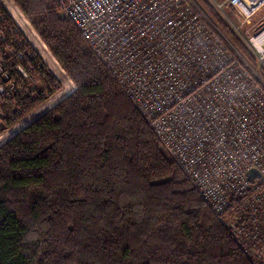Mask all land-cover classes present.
I'll return each instance as SVG.
<instances>
[{
    "label": "trees",
    "instance_id": "trees-1",
    "mask_svg": "<svg viewBox=\"0 0 264 264\" xmlns=\"http://www.w3.org/2000/svg\"><path fill=\"white\" fill-rule=\"evenodd\" d=\"M196 1L255 67L215 7ZM14 2L75 88L0 144V264H257L55 1ZM31 62L43 87L0 104V133L60 88L37 53Z\"/></svg>",
    "mask_w": 264,
    "mask_h": 264
},
{
    "label": "built area",
    "instance_id": "built-area-1",
    "mask_svg": "<svg viewBox=\"0 0 264 264\" xmlns=\"http://www.w3.org/2000/svg\"><path fill=\"white\" fill-rule=\"evenodd\" d=\"M54 1L210 209L242 246H253L264 187L258 69L192 0ZM10 7L0 0V104L22 92L36 57ZM214 7L264 71V20L250 29L264 0H215ZM250 168L260 176L247 178ZM238 234L252 239L243 245Z\"/></svg>",
    "mask_w": 264,
    "mask_h": 264
},
{
    "label": "rangeland",
    "instance_id": "rangeland-1",
    "mask_svg": "<svg viewBox=\"0 0 264 264\" xmlns=\"http://www.w3.org/2000/svg\"><path fill=\"white\" fill-rule=\"evenodd\" d=\"M208 1L211 3L212 6H214L215 0H208ZM218 1H220V0H218ZM6 4L9 7L11 5L13 7L14 11L16 12L17 16H18L17 22L20 24L21 27L19 25H17L16 22L15 23L19 27V29L22 30L21 32L23 33V35L26 39V41H24L25 47H27L28 49H31L28 46H30V45L34 46L33 47L34 51L36 50L35 52L47 64L49 70L57 78V80L60 84V88L56 93H54L52 96L48 97L46 101L41 103L38 107H36L34 110H32L26 116H24L21 120H19L17 123H15L12 127L2 131L0 133V144H2L4 141H6L9 137H11L16 132H18L20 129H22L25 125L30 123L37 116L42 114L44 111H46L47 109L52 107L55 103H57L59 100L64 98L67 94H69L73 90V88H75V84L66 75L65 71L63 70V68L61 67L59 62L52 55V53L49 50V48L47 47V45L41 39V37L36 32V30L34 29V27L31 24V22L27 19V17L24 15V13L15 4L14 0H6ZM197 4H198V2H197ZM2 8H4V7H2ZM20 12L22 13V15L20 14ZM59 14L62 16V14L60 12H59ZM25 19L27 20V22L25 21ZM260 20H264V7H262L258 12H256L254 14V16L251 18L250 29H252L254 26H256L257 22H259ZM24 37H23V39H24ZM22 44H23V42H22ZM254 66H255L254 67L255 69H259L255 60H254ZM21 85L24 87L25 90L28 88V89H30V91H36V90L43 87V76L38 72V70H35L30 75H29V73H27V77L22 80ZM2 124L3 123H1V121H0V127L2 126ZM260 192L263 195L261 196L260 201L258 202L259 203L258 211L260 212V214L258 215L255 226H254V230H255V232L253 233L254 245L253 246L251 245V247L249 245H247V246H248V248H250L249 250L252 252V255L254 256L256 263L257 264H264V187L261 188ZM235 213H236L235 211L231 212V215L229 217V219L232 222H236L237 217H234V216H237V215ZM245 226L247 228H249V224H246ZM237 237L239 238V241L243 243V245H246L248 243V239L249 240L252 239L251 236L243 235V234H238Z\"/></svg>",
    "mask_w": 264,
    "mask_h": 264
},
{
    "label": "water",
    "instance_id": "water-1",
    "mask_svg": "<svg viewBox=\"0 0 264 264\" xmlns=\"http://www.w3.org/2000/svg\"><path fill=\"white\" fill-rule=\"evenodd\" d=\"M192 1L194 2V4L199 9H201V11L204 13L206 19H208L211 22V20L209 19V17L207 16V14L204 12V10L197 4L196 0H192ZM245 175H246L247 178H251V177H254V176H256V177H259L260 176L259 172L256 169H254V168H250L249 170H247L246 173H245Z\"/></svg>",
    "mask_w": 264,
    "mask_h": 264
},
{
    "label": "bare ground",
    "instance_id": "bare-ground-1",
    "mask_svg": "<svg viewBox=\"0 0 264 264\" xmlns=\"http://www.w3.org/2000/svg\"><path fill=\"white\" fill-rule=\"evenodd\" d=\"M106 69V68H105ZM107 70V69H106ZM35 70H34V68L33 67H31V70L29 71V75L32 73V72H34ZM23 87V86H22ZM25 89H24V87L22 88V92L24 91ZM21 93V92H20ZM12 95V94H11ZM10 96V95H9ZM9 96H8V98H9ZM47 100V99H46Z\"/></svg>",
    "mask_w": 264,
    "mask_h": 264
}]
</instances>
